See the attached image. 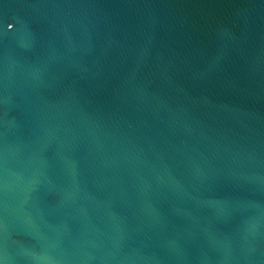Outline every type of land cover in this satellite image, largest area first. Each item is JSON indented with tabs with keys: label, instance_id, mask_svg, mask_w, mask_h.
Listing matches in <instances>:
<instances>
[{
	"label": "water",
	"instance_id": "obj_1",
	"mask_svg": "<svg viewBox=\"0 0 264 264\" xmlns=\"http://www.w3.org/2000/svg\"><path fill=\"white\" fill-rule=\"evenodd\" d=\"M0 264H264V0H0Z\"/></svg>",
	"mask_w": 264,
	"mask_h": 264
}]
</instances>
